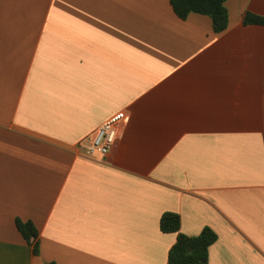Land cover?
<instances>
[{
    "label": "crops",
    "instance_id": "1",
    "mask_svg": "<svg viewBox=\"0 0 264 264\" xmlns=\"http://www.w3.org/2000/svg\"><path fill=\"white\" fill-rule=\"evenodd\" d=\"M226 6L217 34L170 0H0V264H168L166 212L218 234L209 264H264V0Z\"/></svg>",
    "mask_w": 264,
    "mask_h": 264
},
{
    "label": "trees",
    "instance_id": "2",
    "mask_svg": "<svg viewBox=\"0 0 264 264\" xmlns=\"http://www.w3.org/2000/svg\"><path fill=\"white\" fill-rule=\"evenodd\" d=\"M227 0H170L175 14L180 19H187L191 13L209 16L217 34L229 27ZM245 25L264 27V16L247 13ZM17 228L28 243L34 244L35 254H39L36 242L39 232L32 222L17 220ZM160 228L164 233L178 234L177 242L169 254L168 264H209V249L218 240V234L210 227H205L197 236H188L181 232V217L177 213L166 212L160 219ZM35 242V243H34ZM55 264V263H48Z\"/></svg>",
    "mask_w": 264,
    "mask_h": 264
},
{
    "label": "built area",
    "instance_id": "3",
    "mask_svg": "<svg viewBox=\"0 0 264 264\" xmlns=\"http://www.w3.org/2000/svg\"><path fill=\"white\" fill-rule=\"evenodd\" d=\"M125 119V112H119L101 124L90 140L87 147L88 154L91 156H106L116 143L119 129Z\"/></svg>",
    "mask_w": 264,
    "mask_h": 264
}]
</instances>
